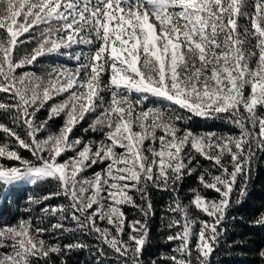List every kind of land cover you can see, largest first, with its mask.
Instances as JSON below:
<instances>
[{"label": "snow or ice", "instance_id": "6c2138e0", "mask_svg": "<svg viewBox=\"0 0 264 264\" xmlns=\"http://www.w3.org/2000/svg\"><path fill=\"white\" fill-rule=\"evenodd\" d=\"M51 56L72 63L21 71ZM0 94V186L52 182L28 204L66 201L0 219V264H67L77 250L95 264L109 252L116 264H145L152 190L171 194L160 219L175 246L159 261L212 264L264 155V0H0ZM191 117L238 132L195 133L182 127ZM85 120L95 137L74 136ZM193 174L205 191L185 202ZM251 223L264 227V214Z\"/></svg>", "mask_w": 264, "mask_h": 264}, {"label": "trees", "instance_id": "16d2710c", "mask_svg": "<svg viewBox=\"0 0 264 264\" xmlns=\"http://www.w3.org/2000/svg\"><path fill=\"white\" fill-rule=\"evenodd\" d=\"M25 47H32L26 45ZM72 62L65 57L51 56L44 57L31 68H25L21 71H33L37 74H42L44 68L53 64H71ZM59 99V98H58ZM0 101H6L5 94H0ZM154 102V101H150ZM189 115V114H185ZM39 119L43 120L47 117V111L42 110L39 114ZM0 121L8 123V119L3 113H0ZM90 120H85L82 125H79L74 136L84 138H93L96 134L91 131L85 133ZM63 123V118L55 119L50 122L52 129H58ZM182 127L190 128L195 133L201 132H216V133H237L238 130L232 125L217 119H204L200 117H191ZM2 136V134H0ZM25 158H30V153L20 150ZM70 155V153H69ZM4 163H15L4 161ZM202 164L208 166L207 161H201ZM94 170H99L94 169ZM91 171V170H90ZM193 188H200L197 181V174L186 177L181 188V199L187 202V198L191 195L190 190ZM56 190L52 182H41L33 186L30 184L14 185L8 189L0 186V219L15 223L20 218L36 217L41 215L39 209L44 204L57 205L66 203L61 198H53L45 201L41 205H29V196L40 197ZM202 192V188H200ZM209 198H216L217 194L211 191L205 193ZM237 194L234 193L233 200L235 201ZM170 193L157 192L152 190V202L156 209L155 217L149 219L148 227L150 234L148 243L146 244L142 259L145 264H151L152 260H157L158 264H163L159 261L162 255L169 254L174 244L166 242L165 236L167 230L162 226L161 215L163 209L170 202ZM31 208V211L25 209ZM128 217L142 218L140 214L132 208L125 209ZM261 214H264V155H259L256 162L253 164L250 179L247 182V193L243 197L242 203H233L229 210V218L225 221L227 226V233L221 238V244L212 254V264H264L258 255L259 250L264 249V227L254 226L251 222L254 221ZM232 217H236L235 220ZM206 218V217H205ZM47 224V220H45ZM88 243H96L88 237H81ZM61 243H69L72 240L70 234H64L60 237ZM67 260V264H95V257L88 250H77L69 253L63 257ZM55 264H60V258L53 257ZM104 264H116V257L109 252V257L105 258Z\"/></svg>", "mask_w": 264, "mask_h": 264}, {"label": "rangeland", "instance_id": "374dc122", "mask_svg": "<svg viewBox=\"0 0 264 264\" xmlns=\"http://www.w3.org/2000/svg\"><path fill=\"white\" fill-rule=\"evenodd\" d=\"M25 183H20L19 185H24ZM18 185V184H17Z\"/></svg>", "mask_w": 264, "mask_h": 264}]
</instances>
